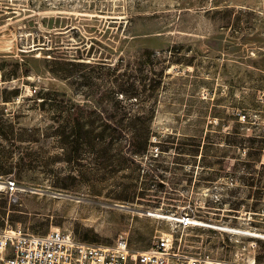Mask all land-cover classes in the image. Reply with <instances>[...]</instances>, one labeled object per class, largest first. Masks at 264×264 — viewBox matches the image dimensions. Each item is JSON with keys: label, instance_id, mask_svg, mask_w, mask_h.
Segmentation results:
<instances>
[{"label": "rangeland", "instance_id": "1", "mask_svg": "<svg viewBox=\"0 0 264 264\" xmlns=\"http://www.w3.org/2000/svg\"><path fill=\"white\" fill-rule=\"evenodd\" d=\"M0 181V231L264 264V0H0Z\"/></svg>", "mask_w": 264, "mask_h": 264}, {"label": "built area", "instance_id": "2", "mask_svg": "<svg viewBox=\"0 0 264 264\" xmlns=\"http://www.w3.org/2000/svg\"><path fill=\"white\" fill-rule=\"evenodd\" d=\"M7 191L16 190L14 181L4 183ZM183 225H194L187 214L172 217ZM0 264H251L243 258H220L209 254L184 252L173 236L165 233L147 249H134L126 234L112 244L75 239L71 234L52 229L45 233L24 232L20 227L0 231Z\"/></svg>", "mask_w": 264, "mask_h": 264}, {"label": "trees", "instance_id": "3", "mask_svg": "<svg viewBox=\"0 0 264 264\" xmlns=\"http://www.w3.org/2000/svg\"><path fill=\"white\" fill-rule=\"evenodd\" d=\"M120 89L122 91H126V93H128L129 97H132V95H136V94L140 95L141 98H142V99H140L141 100L140 102H141V104L144 103L143 101L145 100V89L143 88V86L142 87H138V86H135V85H131L128 90H125V89L123 90V88H121V87H120ZM148 139H149V137H148ZM147 144H148L147 140L146 141L144 140L142 142L134 141L133 147L138 149V148H141L143 146H147ZM175 150H178L177 151L178 153H184V150H186V149L185 148H180V147H175Z\"/></svg>", "mask_w": 264, "mask_h": 264}, {"label": "bare ground", "instance_id": "4", "mask_svg": "<svg viewBox=\"0 0 264 264\" xmlns=\"http://www.w3.org/2000/svg\"><path fill=\"white\" fill-rule=\"evenodd\" d=\"M2 182L0 181V187H2ZM157 215V214H156ZM197 222V220L195 218H193L192 223L195 224ZM239 231H246V232H241L242 234H247L250 236H255V237H262L264 236V234H260V233H256V232H252V231H248V230H239ZM234 232V231H233ZM251 264H257L255 259H249Z\"/></svg>", "mask_w": 264, "mask_h": 264}, {"label": "water", "instance_id": "5", "mask_svg": "<svg viewBox=\"0 0 264 264\" xmlns=\"http://www.w3.org/2000/svg\"><path fill=\"white\" fill-rule=\"evenodd\" d=\"M50 193L53 194V195H56V196H64V195L59 194V193H52V192H50ZM113 206L123 207V208L129 209V210H132L131 208L126 207V206H123V205H117V204H114Z\"/></svg>", "mask_w": 264, "mask_h": 264}]
</instances>
